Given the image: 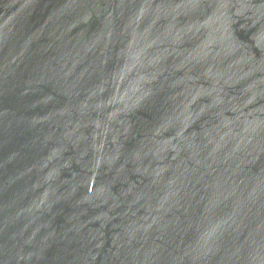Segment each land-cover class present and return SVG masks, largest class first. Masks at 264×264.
Instances as JSON below:
<instances>
[{"label": "water", "instance_id": "obj_1", "mask_svg": "<svg viewBox=\"0 0 264 264\" xmlns=\"http://www.w3.org/2000/svg\"><path fill=\"white\" fill-rule=\"evenodd\" d=\"M0 264H264V0H0Z\"/></svg>", "mask_w": 264, "mask_h": 264}]
</instances>
